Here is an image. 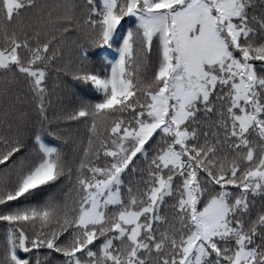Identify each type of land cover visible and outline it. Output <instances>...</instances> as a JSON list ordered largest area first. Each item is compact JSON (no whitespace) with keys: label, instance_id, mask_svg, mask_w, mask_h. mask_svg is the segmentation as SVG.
Instances as JSON below:
<instances>
[{"label":"snow or ice","instance_id":"1","mask_svg":"<svg viewBox=\"0 0 264 264\" xmlns=\"http://www.w3.org/2000/svg\"><path fill=\"white\" fill-rule=\"evenodd\" d=\"M0 264H264V0H0Z\"/></svg>","mask_w":264,"mask_h":264}]
</instances>
